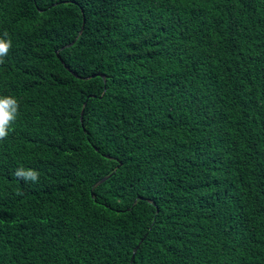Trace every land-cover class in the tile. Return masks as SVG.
<instances>
[{"label":"trees","instance_id":"16d2710c","mask_svg":"<svg viewBox=\"0 0 264 264\" xmlns=\"http://www.w3.org/2000/svg\"><path fill=\"white\" fill-rule=\"evenodd\" d=\"M5 31L0 264H264V0H0Z\"/></svg>","mask_w":264,"mask_h":264},{"label":"clouds","instance_id":"9594fccd","mask_svg":"<svg viewBox=\"0 0 264 264\" xmlns=\"http://www.w3.org/2000/svg\"><path fill=\"white\" fill-rule=\"evenodd\" d=\"M11 47V38L5 31L3 37L0 38V64L5 63V57H7ZM18 114V101L11 96H0V141L7 139ZM13 175L24 182L38 183L40 179V173L32 168L18 167Z\"/></svg>","mask_w":264,"mask_h":264},{"label":"water","instance_id":"95a60500","mask_svg":"<svg viewBox=\"0 0 264 264\" xmlns=\"http://www.w3.org/2000/svg\"><path fill=\"white\" fill-rule=\"evenodd\" d=\"M81 117H82V112H81V115H80V120H81ZM103 180H105V178H104ZM103 180H102V181H103ZM134 251H135V250H134ZM133 254H134V253H133ZM133 257H134V256H132V258H131V262H130V264L132 263Z\"/></svg>","mask_w":264,"mask_h":264}]
</instances>
